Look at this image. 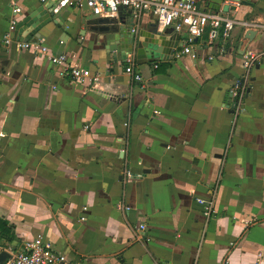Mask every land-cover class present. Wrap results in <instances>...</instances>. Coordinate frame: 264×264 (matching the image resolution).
Masks as SVG:
<instances>
[{
	"label": "crops",
	"instance_id": "0c3cea01",
	"mask_svg": "<svg viewBox=\"0 0 264 264\" xmlns=\"http://www.w3.org/2000/svg\"><path fill=\"white\" fill-rule=\"evenodd\" d=\"M246 1L199 0L202 9L228 6L231 18L264 21V0ZM42 2L56 4L0 0V217L13 226L9 244L41 235L79 264L264 262V31L252 28L248 39L236 26L227 41L204 34L195 56L137 62L136 81L125 71L128 53L85 31L79 6L51 8L62 26L44 43L54 53L63 38L68 63L100 75L92 87L49 54L4 43L14 5L24 17ZM122 17L135 28L156 22L129 8ZM250 56L251 91L236 119L231 90ZM126 164L136 174L127 184ZM198 198L215 199L211 218ZM121 200L131 210L118 209Z\"/></svg>",
	"mask_w": 264,
	"mask_h": 264
},
{
	"label": "built area",
	"instance_id": "2783aa9c",
	"mask_svg": "<svg viewBox=\"0 0 264 264\" xmlns=\"http://www.w3.org/2000/svg\"><path fill=\"white\" fill-rule=\"evenodd\" d=\"M15 3V0H11ZM45 1V0H41ZM84 0H56L54 7L55 12H59L62 8L69 5L80 6ZM88 7L93 13L100 14L106 12L109 16L116 15L121 7L129 8L133 12V17L136 20L142 18L144 14H152L155 17L156 22L161 28L174 27L175 31L181 34H185L183 48H176L172 54V58H180L185 54H191L192 44L196 38L208 34L210 40L222 38L227 41L234 31L236 26H240L244 29V32L252 28L264 31V21L249 22L240 19H234L227 15L223 10H211L202 9L199 7V0H86ZM20 11L19 6L14 5L13 12L9 17L8 29L4 36V43L8 46H15L17 49H28L34 52L36 56H43L49 54V59L55 65H64L65 71L71 75L75 80L92 82V87H96L100 80L98 73H93L89 69L81 68L76 63H68V57L65 54H55L51 52V48L44 43V40L40 37L33 40H20L15 37V30L19 21L18 13ZM137 28L134 27L133 31ZM256 59L253 56L248 57L245 62L246 73L238 80L231 93L234 98L233 107L235 112L233 113L235 118L242 114L243 105L246 99V94L249 88L250 69L254 66ZM126 72L131 74L136 81L142 80V75L136 71V54L135 52L128 53L126 58ZM158 67V64H155ZM158 113V111H156ZM126 127L129 126V121L125 122ZM122 147L120 148L123 156L128 152V142L121 138ZM124 182L130 183L136 179V174L126 164L123 169ZM214 198L203 199L198 198L197 201L204 205L205 215L207 218H211L214 213ZM86 210L87 207L85 206ZM118 209L123 211L131 210V206L121 200L118 204ZM82 219H85L83 217ZM145 224H140L139 229H144ZM7 252L9 256L3 261L2 264H79L71 261L69 256L62 251L56 249L51 241L47 240L43 236L39 235L31 240L26 241L18 248L13 244H0V254ZM256 264H264L262 260L256 262Z\"/></svg>",
	"mask_w": 264,
	"mask_h": 264
},
{
	"label": "water",
	"instance_id": "95a60500",
	"mask_svg": "<svg viewBox=\"0 0 264 264\" xmlns=\"http://www.w3.org/2000/svg\"><path fill=\"white\" fill-rule=\"evenodd\" d=\"M237 1H240L242 4H252L246 0ZM198 5L201 8V2H198ZM53 7L42 2L33 4L28 11L20 13V16L24 14V17H19L14 33L15 37L24 41L30 40L33 36L44 38L46 35L53 34L56 28H61L62 25L53 19L55 14L53 11H50ZM79 8L85 13L81 18V24L86 26L85 31L102 34L105 46L110 42L113 43L110 45L112 52L118 50V45H121V49L124 51L122 54L125 56L126 52H135L139 64L148 61L153 62L160 55L173 54L179 46L180 33L176 32L174 27L161 28L157 22H152L146 27H139L136 31H133L135 22L131 21L128 23L122 17V9L124 7H121L116 15L106 17H102L97 13H91L86 0L82 2ZM211 8H214V6ZM215 8L220 9V6L216 5ZM224 11H228V6L225 7ZM51 22H54L53 26L50 25ZM252 33V30L247 32L246 38H252V35H250ZM81 35H84V33ZM108 41L110 42L108 43ZM64 42L63 38L58 40L53 48L55 54L59 55L64 52ZM115 45H117L116 48ZM0 49H5V47L0 46ZM250 91L251 87L249 86L246 96ZM231 112H235L234 107H232ZM8 256L7 252L1 253L0 264Z\"/></svg>",
	"mask_w": 264,
	"mask_h": 264
},
{
	"label": "trees",
	"instance_id": "16d2710c",
	"mask_svg": "<svg viewBox=\"0 0 264 264\" xmlns=\"http://www.w3.org/2000/svg\"><path fill=\"white\" fill-rule=\"evenodd\" d=\"M206 35H207V33H206ZM161 66H163V64L158 65V67H161ZM125 71H126V67H125ZM0 231L2 234V238H4L7 241L5 243L9 244V243L13 242L14 237H15L13 226L9 224L8 220H6L2 217H0Z\"/></svg>",
	"mask_w": 264,
	"mask_h": 264
},
{
	"label": "rangeland",
	"instance_id": "374dc122",
	"mask_svg": "<svg viewBox=\"0 0 264 264\" xmlns=\"http://www.w3.org/2000/svg\"><path fill=\"white\" fill-rule=\"evenodd\" d=\"M180 48H182V47H180Z\"/></svg>",
	"mask_w": 264,
	"mask_h": 264
}]
</instances>
